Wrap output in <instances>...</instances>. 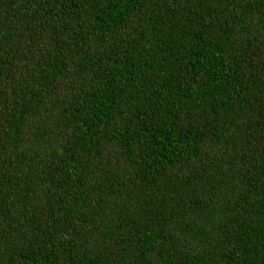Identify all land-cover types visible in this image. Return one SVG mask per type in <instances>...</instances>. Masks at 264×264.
Instances as JSON below:
<instances>
[{
	"label": "trees",
	"instance_id": "trees-1",
	"mask_svg": "<svg viewBox=\"0 0 264 264\" xmlns=\"http://www.w3.org/2000/svg\"><path fill=\"white\" fill-rule=\"evenodd\" d=\"M0 264H264V0H0Z\"/></svg>",
	"mask_w": 264,
	"mask_h": 264
}]
</instances>
